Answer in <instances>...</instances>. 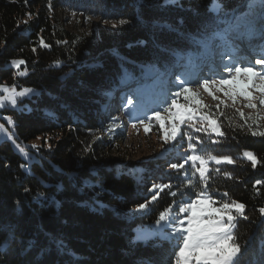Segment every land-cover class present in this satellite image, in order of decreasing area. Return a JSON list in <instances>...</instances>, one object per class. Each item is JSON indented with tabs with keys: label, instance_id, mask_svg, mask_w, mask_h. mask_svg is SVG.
Returning <instances> with one entry per match:
<instances>
[{
	"label": "trees",
	"instance_id": "trees-1",
	"mask_svg": "<svg viewBox=\"0 0 264 264\" xmlns=\"http://www.w3.org/2000/svg\"><path fill=\"white\" fill-rule=\"evenodd\" d=\"M248 2L0 0V85L18 83L39 91L25 101L23 109L4 112L14 120L19 143L42 139L37 159L26 171L21 169L26 162L11 145L0 143V264H172L174 244L169 240L156 235L138 243L133 237L136 228L150 227L174 201L195 199L196 191L204 187L199 174L193 175L191 162L180 172L167 168L190 154L185 134L193 137L198 153L234 161H209L205 191L216 204L234 200L245 206L243 216L234 213V234L241 252L247 250L238 258L239 264H264V216L259 211L264 208V136L252 135L264 131V121L244 120L239 111L203 103L195 88L181 84L176 71L182 66L194 69L202 43L220 41L213 33L248 11ZM215 6L218 11L212 10ZM74 18L97 19V38L93 33L71 32L69 22ZM121 20L127 23L120 24ZM13 60L25 63L17 68ZM22 71L26 75L20 77ZM147 72L153 77L146 84L147 98L162 91L170 94L166 104L154 99L153 107L143 114L140 100L122 90L120 113L128 124L144 119V125L157 131L153 110L165 112L175 99L171 109L186 110V125L172 144H165V159L135 164L111 153L108 140L118 141L123 132L102 109L111 93L131 80L126 79L143 80ZM155 76L170 87L160 86ZM182 86L205 107L192 96L176 97ZM209 112L223 136L210 128L205 132L189 126L200 128L196 121ZM188 115L194 120H187ZM100 116L106 122L98 120ZM101 133L104 137L99 139ZM244 151L256 156L255 167L242 156ZM139 166L145 171L138 173ZM188 179L195 188L187 186ZM154 183L172 188L157 189V199L152 201ZM143 203L152 204L149 213L137 212Z\"/></svg>",
	"mask_w": 264,
	"mask_h": 264
},
{
	"label": "snow or ice",
	"instance_id": "snow-or-ice-1",
	"mask_svg": "<svg viewBox=\"0 0 264 264\" xmlns=\"http://www.w3.org/2000/svg\"><path fill=\"white\" fill-rule=\"evenodd\" d=\"M167 3L168 0H165ZM215 5L216 0H213ZM260 5L264 7V0H260ZM255 7L256 0H249L248 2V12L239 15L233 16L232 20L229 23V26L223 30H218L213 33V38H218L222 46L228 47L230 50H237V45L235 44L236 40H245L249 42L259 37L261 40H264V19L260 21V26L257 28L255 21ZM213 11H218V6H215ZM30 15V14H29ZM264 15V12H262ZM120 24L127 23L125 20H121ZM115 26V25H114ZM43 43V41H41ZM35 51V49H33ZM12 65L19 68L20 65L24 64L23 60H13ZM59 63V61H57ZM255 64L261 65L264 64V55H261L259 58L255 59ZM224 69L229 73L230 78H225L222 73H216L220 76L219 80L204 78L202 87L208 92L214 100L219 98L215 96L211 91H209L210 85L216 86V91L222 92L225 97L230 99L235 105L236 97L243 96L245 100L248 101L246 105L249 108H256L257 105L252 103L253 97H251L246 91H238L233 88L225 89V86L233 85L234 82H237L238 77L241 74H244L249 77L250 82L252 77H258L261 81H264V73H260L254 70V66L251 61L247 64H244L243 61L233 60L232 63L223 65ZM26 71H22L19 75H25ZM234 74V75H233ZM199 82V81H198ZM186 83V81L181 82V84ZM261 93V99L259 100L260 106H264V83H262L258 89ZM33 92L31 88H23L21 91L16 90V86L13 85L3 86L0 85V107L5 106L7 102L11 106H16L17 97H23L27 94ZM181 94L185 95L187 99L188 96H192L193 99H196V103L200 107H205L200 103L196 98V94L192 93L188 87L182 86V91H177L174 93L176 97H179ZM129 105H132L133 101L131 99L127 100ZM219 103H225V101L220 100ZM176 105V100L172 99L171 106ZM171 106L166 107L163 111L167 112L170 117H176L179 119V123H172L170 130L164 131V142L168 143L169 141H175L176 137L180 135V125L185 122V117H182L178 113H173L171 111ZM219 107V104L217 105ZM155 119L161 122V127H164V117L161 116L159 109L153 110ZM240 117L244 120L253 119L258 120L264 117H245L243 112L239 113ZM8 119L9 123H12L11 119ZM145 119H151L150 117H145ZM187 120L193 121L194 116L188 115ZM207 122L205 127L204 122ZM140 123L144 124L145 120L142 119ZM196 123H200V128H195L194 124H190V127H193L195 131H205L207 132L210 128L212 132L216 133L218 136H223L224 133L217 126L215 119L213 118L211 112L206 115H202ZM251 129V126H249ZM3 130V126L0 125V131ZM145 130H148V125L145 124ZM187 139L190 141L188 144L187 152L190 154L182 157V162L171 163L170 167L177 172L185 169V166L191 162V168L195 170V173L199 174L200 181L203 182L204 187L196 191L195 199H186L184 201L176 202L169 207H166L161 211L156 219V229L150 231H143L137 234L138 240H147L153 235H160L162 238L169 240L170 242H175L171 255L174 256V264H239L238 257L241 255V245L237 242L236 236L234 234V224L233 221L236 217L233 215L232 209H235L240 215L243 216V210L245 206L236 201L222 202L219 207H210L209 205L215 204V201H212L211 198L207 195L205 189L207 187V175L208 172V163L209 161H215V163L220 164L222 161L229 164L234 163L230 157L218 158L211 154H200L197 152L195 144H192L191 141L193 137L191 135L185 134ZM253 136H264V131H252ZM215 143V141H213ZM197 143H202L197 138ZM23 152L24 149H21ZM26 155V153H25ZM243 156L252 162L253 167L257 163L256 156L249 151H245ZM185 176L187 177L188 172L185 171ZM261 181H257V184ZM188 187L195 188L191 179H188ZM171 184H153L151 191L154 193L151 197L152 201H155L158 196L159 189L163 191L164 189H171ZM28 191V189H25ZM173 197L177 195V192L173 191L170 193ZM225 196L228 194L225 192ZM151 202V201H149ZM148 206V203H143L139 205L138 210H144ZM173 209H175V214H173ZM261 216H264V208L260 210ZM186 214V215H185ZM247 219V217H244Z\"/></svg>",
	"mask_w": 264,
	"mask_h": 264
},
{
	"label": "rangeland",
	"instance_id": "rangeland-1",
	"mask_svg": "<svg viewBox=\"0 0 264 264\" xmlns=\"http://www.w3.org/2000/svg\"><path fill=\"white\" fill-rule=\"evenodd\" d=\"M254 11L256 14V16H255L256 26H257V28H259L260 21L262 19H264V15H262V12H264V7H262L260 4H256ZM247 12L248 11H245L239 15H243ZM239 15H236V16H239ZM97 21L98 20L94 19V18H91V19L88 18L87 20H84V21H80L79 19L74 18V19L70 20V22H69L70 25H69L68 29L71 32H74L77 34L93 33L94 37L97 38V34H98V30H99V25H98ZM245 40H246L245 42H247L251 46L257 45V47H258V45L260 44V46L258 47L259 53L250 54V55H252L251 57H253L255 55V59H257L261 55H264V47L262 49V44L264 43L263 40H261L259 37L252 39L250 42L247 39H245ZM203 44L206 47L205 49H209L210 51H212L211 62H209L211 71L210 72H207V71L203 72L205 77L200 75V76H197L195 79L194 78L195 77L194 72L192 71L193 70L192 68L185 67L184 70L178 69L176 71L180 75V80L183 82L186 81V83H184V84H187L190 87L195 88V91L199 95L198 97H201L203 103H205L207 105L217 107V105L219 104V106L231 108V109H234V110L239 111V112L251 113V114L254 113L255 115H257L259 117H264V106H260V104H259V100L261 99V93L258 90L260 85L262 83H264V81H261V79H259L258 77H252L250 82L246 83L247 81H249V77L244 75V74H241L238 77L237 82H234L233 85L225 86V89L233 88V89H236L238 91H246L251 97H253L252 103H255L257 105L256 108L247 107L246 105L248 104V101L245 100L243 96H239V95L236 97L235 105H233L232 101L230 99H228L227 97H225L222 92L216 91L215 85H210L209 91H211L215 96H217L219 98L218 100H214L212 98V96H210L208 94V92H206L203 89V87L201 85L203 83L204 78L219 80L220 76L216 73H222L225 78H230L229 73L224 69L223 65L233 62L231 60L230 56H228V52L226 54H224V52H223L224 50L223 49L221 50V48L219 47V45H221L220 42L212 40L210 42L208 41L207 43H203ZM203 44H202V46H203ZM251 49L252 48H250V50ZM247 53L249 54V51ZM254 62H255V60H253V62H252L253 66H254V70L257 72H260V73H264V64L257 65ZM181 72H184V74H180ZM25 75H19V76L23 77ZM155 77H158V76H155ZM152 78H153L152 75H147L146 77L143 78V80H142V77H139L137 79L136 78H128L124 82H127V81H129V79H131L130 81L133 82V85L132 84L128 85V86H131V87H128L131 89L125 90V87H124L123 89H119L118 91H116L115 94H113V93L111 94V96L114 97L113 100H115V103L113 105L111 104L109 106V109H107L108 114H109V119L110 120L114 119L115 121H117V125H115V126L120 128L123 133H122V138H119V140L116 142L112 141V140H108V147L110 148L111 153H114L120 159L125 160V162L130 161V162H134L135 164L136 163L141 164V163H145V161H148V162L150 160L155 161L158 157H162L163 159H165V156H163V152H164L163 149L167 147V146H165V144L170 145L173 142V141H169L168 143L164 142V131L166 129L170 130L172 123H179V119H177L176 117H170L168 113L161 112V116L164 117V127L162 128L161 122L156 120L157 121L156 125H158L157 131H155L154 128L153 127L151 128L150 126H148V130L146 131L144 124H142V123L128 124L126 117L124 115H122L121 113H119L120 112L119 108L121 106L120 103L122 102V98L124 97V94H122V93L124 91H126L129 96H132L135 99V101H137L136 98L140 100L141 105L143 107L142 112L144 114L146 113L145 111L150 110L153 107V100L154 99H158V100L160 99V101H162L163 104H166L168 94H170V92H168V91H167L168 93H165L164 91H162L161 94L158 96H157V93H153V94L149 95V98H147L148 95H147V92H145V89L149 86H146V84H148L152 80ZM157 79L159 80V77ZM159 81H161L159 83L160 86H163L162 84H165L167 88L170 87L169 82L164 83V81L162 79ZM13 85L16 86L17 91H21L23 88H31V89H33V92L30 94H27L23 97H17V104L14 107L11 106L10 104H8L7 102L5 103V106L0 107V125L3 126V130L0 131V143L1 142H3V143L7 142L8 144L11 145V147L14 149V151H16L17 154H19L18 156H20L21 159L24 162H26V164H24L21 168L24 171H26L27 170L26 168H28V165L37 159L35 154L37 153V150L42 145V139L38 137V138L30 140V142H26L25 144L19 143V141L16 139V135H15V132L13 130L14 120L12 119V117L7 115L4 112V110L14 111V110L23 109L24 107H26V104H24L25 101L31 100L32 98L36 97L39 94V91L34 86H28L27 87V86L19 85L18 83H15ZM13 85H11V86H13ZM3 86H6V85H3ZM11 86H9V87H11ZM126 89H127V87H126ZM122 90H124V91H122ZM143 90H144V93L142 92ZM0 95H3V94H0ZM108 97H109V95H108ZM220 100L225 101V103H219ZM100 109H101V107H99V110ZM171 111L173 113L180 114L182 117L184 116V113L186 112L185 109H182L180 107H174L173 109H171ZM104 114L107 115V113H104ZM5 117L10 118L12 123H9L8 119H5ZM153 117H155V116H153ZM98 120H102L103 123L106 122L104 116L98 117ZM262 120L264 121V118H262ZM205 123H206L205 124V127H206L207 122H205ZM185 125L186 124L183 123L180 125V127H184ZM158 131H160V132H158ZM102 137H104V134L101 133L100 135H98L99 139H101ZM43 142H45V140ZM21 149H24V151L22 152ZM25 153H26V155H25ZM242 156H243V154H242ZM244 158H246V157H244ZM169 167H170V165L168 164L167 168H169ZM145 169H146V167H143V166L137 167L138 173L145 171ZM209 206L210 207H219L220 204L215 203V204H211ZM151 208H152V204L148 203V206L146 209L137 210V212L140 211V213H142V214L146 213V212L149 213ZM232 212H233V215H234V213H238L235 209H232ZM173 214H175V210H173ZM233 224L235 225V221H233ZM156 228H157V226H156L155 222L152 223L150 227L144 226L142 228H139V227L136 228L135 233H134V237H133V241L138 242V243L139 242H146L147 240L151 239L152 237H154L156 235L151 236V238H149L147 240H138L136 238L137 234L140 232H143V231H150V230H153ZM174 243H175L174 241L171 242V244H174ZM260 246H261L260 244L257 246L258 250H260ZM246 251L247 250H245L244 252H241L240 258L244 256V253H247ZM172 264H174V262Z\"/></svg>",
	"mask_w": 264,
	"mask_h": 264
},
{
	"label": "bare ground",
	"instance_id": "bare-ground-1",
	"mask_svg": "<svg viewBox=\"0 0 264 264\" xmlns=\"http://www.w3.org/2000/svg\"><path fill=\"white\" fill-rule=\"evenodd\" d=\"M255 44H256V43H255ZM259 46H260V44L258 45V47H259ZM258 47H257V45H255L254 47L252 46V47H251V48H252L251 50H252L253 52H255V54H256V53H259V51H258ZM249 53H250V52H249ZM201 62H202V61L199 60V63H201ZM210 71H211V70H210ZM131 84L133 85V82L130 81L127 85H125V88L127 87V90H128V89H131V88H128V87H131V86H128V85H131ZM107 115L109 116L108 112H107Z\"/></svg>",
	"mask_w": 264,
	"mask_h": 264
}]
</instances>
